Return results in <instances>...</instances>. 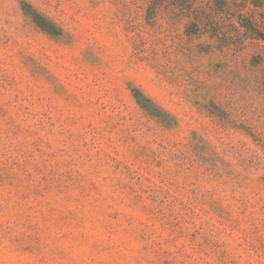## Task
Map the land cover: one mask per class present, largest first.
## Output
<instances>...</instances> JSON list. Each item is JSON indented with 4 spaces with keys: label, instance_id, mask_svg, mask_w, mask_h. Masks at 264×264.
<instances>
[{
    "label": "rangeland",
    "instance_id": "obj_1",
    "mask_svg": "<svg viewBox=\"0 0 264 264\" xmlns=\"http://www.w3.org/2000/svg\"><path fill=\"white\" fill-rule=\"evenodd\" d=\"M0 264H264V0H0Z\"/></svg>",
    "mask_w": 264,
    "mask_h": 264
},
{
    "label": "trees",
    "instance_id": "obj_2",
    "mask_svg": "<svg viewBox=\"0 0 264 264\" xmlns=\"http://www.w3.org/2000/svg\"><path fill=\"white\" fill-rule=\"evenodd\" d=\"M39 24V23H38ZM40 26H41V24H39ZM146 100V99H145ZM146 101H148V100H146Z\"/></svg>",
    "mask_w": 264,
    "mask_h": 264
}]
</instances>
